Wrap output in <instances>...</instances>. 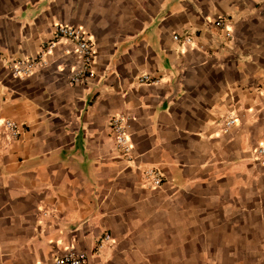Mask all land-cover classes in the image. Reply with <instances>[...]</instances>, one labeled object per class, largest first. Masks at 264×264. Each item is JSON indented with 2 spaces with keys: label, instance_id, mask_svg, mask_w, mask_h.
<instances>
[{
  "label": "crops",
  "instance_id": "obj_1",
  "mask_svg": "<svg viewBox=\"0 0 264 264\" xmlns=\"http://www.w3.org/2000/svg\"><path fill=\"white\" fill-rule=\"evenodd\" d=\"M57 25L88 33L93 79L69 83L79 61ZM50 42L44 65L11 75ZM260 149L264 0H0V264L68 251L87 264H264Z\"/></svg>",
  "mask_w": 264,
  "mask_h": 264
},
{
  "label": "built area",
  "instance_id": "obj_2",
  "mask_svg": "<svg viewBox=\"0 0 264 264\" xmlns=\"http://www.w3.org/2000/svg\"><path fill=\"white\" fill-rule=\"evenodd\" d=\"M215 26L218 28H225V23L223 20H217ZM226 36L229 37L230 34L226 32ZM53 38L66 39L74 46V53L79 64L69 76V83L71 85L86 83L95 77V72L93 70V65L95 63V47L86 31L74 26L57 25L53 31ZM173 40L182 41L184 45L191 44V39L189 37L174 35ZM53 47L54 43L50 42L48 46L34 58L11 61L8 65L11 75L18 79H25L31 76L38 66L45 64L43 57L48 54ZM139 82L156 84L159 80L152 79L148 75H142L139 78ZM234 123L235 120L229 117L223 122V130L228 131ZM4 127L12 138L18 137V125L15 122L5 120ZM109 128L114 136L117 151L120 155L129 157L131 154V145L126 133L127 127L124 117H112L109 122ZM258 152L260 155H264V149H260ZM144 178L148 181L149 187L151 188H158L163 183L162 176L158 171L148 170L144 173ZM109 240L110 237L108 235H103L102 238L98 240L94 253L100 252L104 244ZM88 258L89 256L86 252L68 251L60 255H55L51 260V264H87Z\"/></svg>",
  "mask_w": 264,
  "mask_h": 264
}]
</instances>
